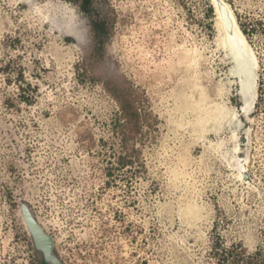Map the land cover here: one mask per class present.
<instances>
[{
  "label": "rangeland",
  "instance_id": "1",
  "mask_svg": "<svg viewBox=\"0 0 264 264\" xmlns=\"http://www.w3.org/2000/svg\"><path fill=\"white\" fill-rule=\"evenodd\" d=\"M223 1L248 117L213 0H0V264H39L21 202L65 264H264V0ZM218 101L233 141L204 122Z\"/></svg>",
  "mask_w": 264,
  "mask_h": 264
},
{
  "label": "bare ground",
  "instance_id": "2",
  "mask_svg": "<svg viewBox=\"0 0 264 264\" xmlns=\"http://www.w3.org/2000/svg\"><path fill=\"white\" fill-rule=\"evenodd\" d=\"M213 3H214L217 21H218V25H219L218 27H219V31H220L218 43L226 50L225 54H227L229 56V58L232 62V67L230 69V73L233 76H235L238 80V84H239L238 92H239V95L241 96V99L243 101V104L241 106V110H239V111L241 112L242 115L248 117L250 112L254 108V103H255V100L257 98V73H256L257 62H256L255 56L253 54L252 48L249 45V43L246 41L245 35L242 32V30L240 29V27H239V25L235 19L234 13L232 12L229 5L226 2H224L223 0H213ZM220 4H223V8L220 7ZM216 85H218V84H216ZM221 85H222V83L220 84V86L218 85L219 86L218 89L216 88L219 94H221L222 90H223V87ZM216 94H217V92H216ZM213 97L214 96H212V98ZM198 98H199V96H197V99ZM201 99H203V98H201ZM204 99H206V98H204ZM209 99H211V98H209ZM220 99H221V97H220ZM194 100H196V99H194ZM198 103H200V102H198ZM211 104H212V102H211ZM211 104H210V106L206 105L207 108L204 107V111H205L204 113H206L205 117H204V122L208 126L213 128L215 131H217L218 129H220L222 127L224 128V126H227L229 128L235 127V128H232L233 130H232L231 137L230 138L227 137V139L229 138V140L233 141L234 139H236V134H235L236 132L235 131L237 130V128L241 124V121L238 118L237 113L234 111V108L232 109L231 106L229 107V106L225 105L224 102L222 103V102L218 101V102H215L213 105H211ZM202 108L203 107H201V110H202ZM198 116H200V114ZM198 118H201V117H198ZM198 118H197V120H198ZM232 144H233V148L230 150H233V149L236 150L237 143L236 144L232 143ZM232 144H231V146H232ZM215 145L218 147H221L224 145V141L220 140ZM231 152L232 151H228V149L225 151V154L227 155L226 156L227 161H230V162H231V160L235 159V156L232 155ZM236 160H237V158H236ZM236 163L238 166V162H236ZM234 165H236V164H234Z\"/></svg>",
  "mask_w": 264,
  "mask_h": 264
},
{
  "label": "water",
  "instance_id": "3",
  "mask_svg": "<svg viewBox=\"0 0 264 264\" xmlns=\"http://www.w3.org/2000/svg\"><path fill=\"white\" fill-rule=\"evenodd\" d=\"M19 212L31 238L39 264H65L56 250L54 237L39 223L26 202H21Z\"/></svg>",
  "mask_w": 264,
  "mask_h": 264
},
{
  "label": "trees",
  "instance_id": "4",
  "mask_svg": "<svg viewBox=\"0 0 264 264\" xmlns=\"http://www.w3.org/2000/svg\"><path fill=\"white\" fill-rule=\"evenodd\" d=\"M92 0H80V7L84 10H87L89 5L91 4ZM98 26L96 24H94V29H97ZM240 28L241 30L243 31V33L248 36V32L247 30L242 26L240 25ZM258 99H257V102H256V105L258 104V102H260L263 98H262V95L264 94V82H263V79L261 78L260 81L258 82ZM249 259H252L253 256H248ZM250 264H253L252 262H250Z\"/></svg>",
  "mask_w": 264,
  "mask_h": 264
},
{
  "label": "snow or ice",
  "instance_id": "5",
  "mask_svg": "<svg viewBox=\"0 0 264 264\" xmlns=\"http://www.w3.org/2000/svg\"><path fill=\"white\" fill-rule=\"evenodd\" d=\"M220 7L223 8V4H220Z\"/></svg>",
  "mask_w": 264,
  "mask_h": 264
}]
</instances>
